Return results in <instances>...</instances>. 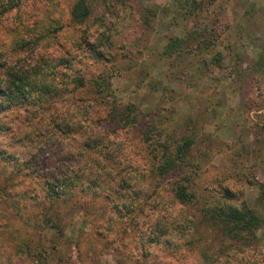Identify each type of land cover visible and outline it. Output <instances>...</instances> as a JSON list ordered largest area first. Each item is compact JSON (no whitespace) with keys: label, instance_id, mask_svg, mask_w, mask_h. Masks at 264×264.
I'll return each instance as SVG.
<instances>
[{"label":"rangeland","instance_id":"1","mask_svg":"<svg viewBox=\"0 0 264 264\" xmlns=\"http://www.w3.org/2000/svg\"><path fill=\"white\" fill-rule=\"evenodd\" d=\"M76 2L0 0V264H264V0Z\"/></svg>","mask_w":264,"mask_h":264},{"label":"trees","instance_id":"2","mask_svg":"<svg viewBox=\"0 0 264 264\" xmlns=\"http://www.w3.org/2000/svg\"><path fill=\"white\" fill-rule=\"evenodd\" d=\"M88 13H89V11L87 10V7L85 5L84 0H77V2L71 8L70 17H71L72 21L80 22L88 16ZM42 65L45 66L44 63ZM42 65H41V67H42ZM37 70H39V69H37ZM34 74H37V73H34ZM44 74L41 73V75L38 77L37 81H32L30 79H24V81L17 80L14 74L9 75V76L11 77L10 78L11 82L16 84V86H17V84L23 83L26 87H29V89H28L29 92H31L30 88L36 87L37 85H35V84H38L39 87L37 88V92L42 93V91L40 89L41 88L44 89L45 86L47 84H49V82H50V81L45 80V77L43 76ZM38 75L39 74H37V76ZM67 80H68V84L72 83L75 86H79V87L83 86L81 79H78L77 77H75L74 79H71L72 81H69V79H67ZM66 84H67V82H66ZM13 87L17 88L15 86H13ZM44 94H45V92H44ZM28 95L29 94L27 93V96ZM16 101L23 102V103L27 104V101L25 100V98L23 96L15 93L14 96L13 95L11 96V98L7 101V103H3V102L0 103V112L8 110L10 108V106H12V104ZM131 108L132 107L124 108V111H123L124 118H126L128 115L131 116L129 118H133V116L130 115L133 112L132 110H129ZM124 118L122 119L123 123L126 122V120ZM188 146H189V143L187 141H185L178 148H176V150L173 153H169V154L166 151L167 147L164 145L161 146L162 149H164V150L161 153V156H162L161 163L162 164L157 169L158 174L164 175V174L168 173V171L176 170L175 168L178 167V163L185 157L186 150H187ZM185 188H186V186L179 185L176 187L177 191L174 193L176 199L181 204L189 203L191 200V197L189 198L188 193L185 192ZM220 212L222 215V218H221L222 220L224 219L227 222H230L233 224H239L241 226L240 228H242L245 233L248 232L249 227H252L255 224L254 223L255 222L254 217H252V216L250 217L244 213H240L236 209L231 208L229 206H227L224 210H221Z\"/></svg>","mask_w":264,"mask_h":264}]
</instances>
